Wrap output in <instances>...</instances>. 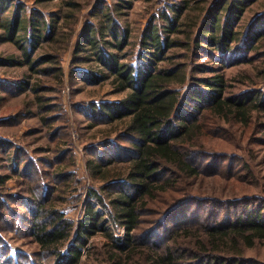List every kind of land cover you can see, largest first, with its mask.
<instances>
[{
  "label": "trees",
  "instance_id": "trees-1",
  "mask_svg": "<svg viewBox=\"0 0 264 264\" xmlns=\"http://www.w3.org/2000/svg\"><path fill=\"white\" fill-rule=\"evenodd\" d=\"M130 1L125 0L127 7L132 5ZM186 1L164 3L155 12L141 33V47L131 62L124 61L126 56L119 52L128 45L127 31L117 25L112 10L104 5L100 8L98 3L94 8L95 15L101 16L99 24H88L82 30L74 51L72 63L79 62L78 52L89 50L101 65L98 71L93 67L73 71L81 72L88 84L110 79L117 92L128 91L119 101L93 103L91 109L93 119L119 121L122 126L121 134L107 141L112 149L104 148L99 157L88 161L91 176L101 179L102 189L109 191L106 201L96 188L90 190L91 197L106 212L90 201L83 220L74 222L54 206V197L47 194L49 181L67 176L50 177L47 172L49 181L46 185L43 182L42 174L47 167L54 168L59 156L33 157L21 146L11 152L10 141L0 138L2 151L9 155L7 167L24 180L18 192H9L2 185L11 177L0 175V221L13 230L17 216L27 223L26 235L39 248L34 258L25 256L27 264H257L248 252L264 245V198L254 193L224 199L215 192L203 190L202 194L194 190L202 176L221 173L229 180H244V171L251 168L249 162L238 171L234 161L243 158L235 155L237 151L219 152L218 147L230 140L232 147L241 149L243 139L238 132L244 133L259 116L264 117V90L259 87L228 94L225 73L197 59L201 52L214 48L220 58L213 57L223 66L241 58L239 55L241 61H252L264 43V12L243 25L240 21L245 11L258 0H217L211 11L201 9V14L194 17L187 16ZM0 3L4 10L8 0ZM69 5L77 11L67 16L78 22L81 4ZM15 10L2 24L4 36L0 40L17 45L23 51V61L14 56L0 57V66L28 64L34 69L53 57L58 61L60 54L34 56L42 42L57 41L62 34L58 15L34 10L23 16L18 7ZM183 17L189 30H184L181 40L178 35L183 33ZM178 48L184 53L176 55L173 50ZM196 72L211 74L199 77ZM261 73L263 79L254 84H264V70ZM28 83L24 79L22 86L26 88ZM0 84L8 93L22 90L20 83ZM43 121L47 124L45 117ZM90 149L92 153L94 148ZM217 161L223 163L215 168ZM115 163H122L118 168L114 166L117 171L111 168ZM232 187L237 185L233 183ZM193 203L197 209L191 218L187 211ZM12 204L23 209L22 215L9 214ZM204 205L209 206L205 219ZM171 221L179 225H172L161 236L160 230ZM110 223L124 226L125 237H116ZM97 235L112 241L98 244L93 240L89 244ZM3 239L0 236V264H25L20 254L17 260L10 255Z\"/></svg>",
  "mask_w": 264,
  "mask_h": 264
},
{
  "label": "rangeland",
  "instance_id": "rangeland-1",
  "mask_svg": "<svg viewBox=\"0 0 264 264\" xmlns=\"http://www.w3.org/2000/svg\"><path fill=\"white\" fill-rule=\"evenodd\" d=\"M181 1L133 0L130 1L132 5L127 7L125 0H8L7 7L3 8L4 10L0 9V36H4L2 24L9 20V16L16 11L17 7L23 16H27L34 10H41L49 16L58 15L56 21L59 20L58 27L62 31L59 39L52 42H42L34 54L35 57L45 54H60L58 61L53 57L52 60L42 63L34 69H31L28 64L0 66V82L6 81L7 85L20 83L21 86L24 79L29 82L26 88L22 86V90L17 93H8L0 87V138L10 141L9 144H12L10 146L11 152L17 146H21L26 151L28 150L33 157L53 158L59 156L54 168L49 166L46 168L47 171L42 174L45 177L43 182L46 185L49 181L47 172L50 177L60 174L67 176L61 177V180L55 179V183L49 181L47 194L54 197L52 201L54 206L64 211L67 217L73 219L74 222L83 220L90 201L98 209L106 212L101 203L96 198L91 197L90 190L96 188L106 198V201L110 198L109 191L102 189L101 185L104 182L101 179L96 180L91 176L88 161L99 157V152H102L101 150L104 148L112 149L107 141L114 140V137L121 134L119 130L122 129L119 121L105 123L104 118L93 119L92 105L105 100L119 101L128 93V91L117 92L110 79L97 85L88 84L81 78V72H73L79 69L88 70L91 67L97 71L101 69L98 59L92 56L89 50L78 52L79 62L72 63L74 51L82 36V30L88 24H99L101 16L95 15L96 8L94 6L96 4H101L100 8L104 5L108 10H112L117 25L127 31L129 36L128 45H125L124 49L119 52L124 54L123 57L126 56L124 61L131 62L141 47L139 43L141 33L155 12L164 3L176 4L181 3ZM215 1L217 0H187L186 4L189 2L187 16L194 17L201 14V9H207V12L211 11ZM73 2L81 4L78 22L73 17L67 16V14L77 11L76 8L69 5ZM2 5L0 3L1 7ZM262 12H264V0H258L247 8L240 24H247ZM189 21L187 22L189 23ZM73 29L74 31H72ZM180 29L183 30V33H180L178 37L183 40L185 37L184 30H189V26H184V17ZM71 32L74 34L73 37L69 38ZM259 46L263 47L253 57L252 61H241L242 55H239L241 58L236 57L224 66L216 59L220 58L217 49H211L207 46L205 48L211 49V51L201 52L202 55L197 59V62L211 68L216 67L217 71L225 73L229 87L228 94L259 87L264 90V84L253 83L261 82L263 79L261 70H264V43ZM173 52L176 55L183 54L184 49L178 48ZM9 56H14L22 62L24 54L13 42L0 40V57ZM82 56H85L81 59L83 61L80 60ZM59 66L60 71H58ZM209 74L211 73L196 72L199 77L209 76ZM41 104L44 105V109L40 108ZM43 117L47 119V124L44 123ZM260 122H263V125ZM112 125L115 126L112 127ZM244 131V133L238 132L243 139L241 149L232 147L230 140L221 142L218 147L219 152L237 151L235 155L238 154L240 158H243L238 162L234 161L238 171H240V167H243L244 162H249L251 168L249 171H244L246 172L244 180L234 178L229 180L221 173L209 177L202 176V179L195 183V192L200 191L202 194L204 191L209 194L215 192L224 199L225 197L233 198L254 193L260 194L264 198V117L260 118L259 116L257 123L244 129ZM123 142L127 143L126 141ZM90 148L98 150L97 153L94 150L91 153ZM58 151L61 152V157ZM9 163V155L5 154L0 147V175L11 177L8 181L3 182L2 187H5L9 192H18L22 187L20 182H24V180L12 173L11 169L7 167ZM222 163L223 161H217L215 168ZM121 164L115 163L111 165V168L114 166L118 168ZM116 168L113 171H117ZM233 183L237 187L233 188ZM241 188L245 190L239 192ZM23 190L27 191L26 189ZM111 192L114 191L111 190ZM189 206L187 214L193 218L192 212L197 209L196 204L193 203ZM202 208L203 219H205L209 206L204 205ZM12 213L22 215L23 209L12 204L9 214ZM25 224L27 223H24L23 219L17 216L13 230V227H9V224L5 223L4 220L0 221V229H7L6 232L0 230V236L4 238V244L10 248V255L17 260V255L20 254V260L27 264L29 261L25 256L31 255L34 258L35 252L39 248L38 244L29 235H26ZM172 225L177 227L179 224L175 221L169 222L166 228L160 230L161 236L166 235L172 229ZM110 227L116 237H125L126 229L124 226H116L110 223ZM93 240L98 244H102L104 241H112L102 235H97L90 240L89 244ZM248 255L255 259L257 264H264V245L249 250Z\"/></svg>",
  "mask_w": 264,
  "mask_h": 264
},
{
  "label": "built area",
  "instance_id": "built-area-1",
  "mask_svg": "<svg viewBox=\"0 0 264 264\" xmlns=\"http://www.w3.org/2000/svg\"><path fill=\"white\" fill-rule=\"evenodd\" d=\"M123 238V237H122Z\"/></svg>",
  "mask_w": 264,
  "mask_h": 264
}]
</instances>
